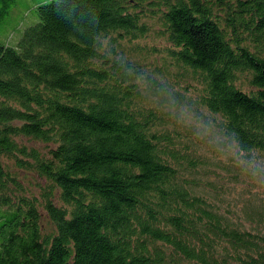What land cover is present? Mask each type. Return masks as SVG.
I'll use <instances>...</instances> for the list:
<instances>
[{"label": "trees", "instance_id": "obj_1", "mask_svg": "<svg viewBox=\"0 0 264 264\" xmlns=\"http://www.w3.org/2000/svg\"><path fill=\"white\" fill-rule=\"evenodd\" d=\"M35 12L0 43V264H264V0Z\"/></svg>", "mask_w": 264, "mask_h": 264}, {"label": "rangeland", "instance_id": "obj_2", "mask_svg": "<svg viewBox=\"0 0 264 264\" xmlns=\"http://www.w3.org/2000/svg\"><path fill=\"white\" fill-rule=\"evenodd\" d=\"M47 1L50 0H15L0 22V43L15 47L25 29L38 21L35 12L38 3ZM20 183L27 192H33L36 195L40 193V185L43 184L42 180L26 171H21ZM43 228L44 231H50L51 225L45 223Z\"/></svg>", "mask_w": 264, "mask_h": 264}, {"label": "clouds", "instance_id": "obj_3", "mask_svg": "<svg viewBox=\"0 0 264 264\" xmlns=\"http://www.w3.org/2000/svg\"><path fill=\"white\" fill-rule=\"evenodd\" d=\"M183 111H185V112H186V110H183ZM187 115L189 116V118H191V116H192V114H191V113H188ZM250 150H252V149H250Z\"/></svg>", "mask_w": 264, "mask_h": 264}]
</instances>
